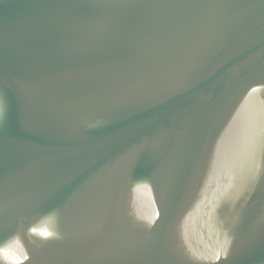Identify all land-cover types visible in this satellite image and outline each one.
I'll use <instances>...</instances> for the list:
<instances>
[{"label": "water", "instance_id": "obj_1", "mask_svg": "<svg viewBox=\"0 0 264 264\" xmlns=\"http://www.w3.org/2000/svg\"><path fill=\"white\" fill-rule=\"evenodd\" d=\"M0 264H264V0H0Z\"/></svg>", "mask_w": 264, "mask_h": 264}]
</instances>
